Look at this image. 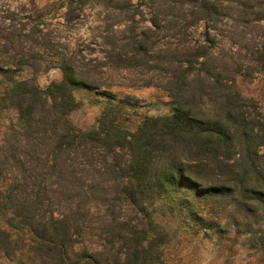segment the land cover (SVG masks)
Wrapping results in <instances>:
<instances>
[{"label":"trees","instance_id":"obj_1","mask_svg":"<svg viewBox=\"0 0 264 264\" xmlns=\"http://www.w3.org/2000/svg\"><path fill=\"white\" fill-rule=\"evenodd\" d=\"M91 1L64 0L66 15ZM97 1L122 18L103 37L101 57L88 61L92 68L79 56L59 57L63 79L45 89L13 76L25 64L36 76L41 55L11 48L13 18L0 16V73L11 75L0 102L18 119L0 150V178L10 179L0 200L7 226L0 257L27 248L31 264H154L155 237L145 226L126 233L112 220L100 230V247L87 241L92 205L108 206L110 191L132 204L224 200L232 217L260 226L264 245V101L241 89L242 78L264 72V38L247 39L248 27L264 22V0ZM37 28L28 37L36 40ZM241 34L246 47L235 49ZM105 65L145 74L140 86L166 90L173 113L147 117L131 132L120 120L123 102L111 101L97 126L78 128L70 118L74 90L102 87Z\"/></svg>","mask_w":264,"mask_h":264},{"label":"rangeland","instance_id":"obj_2","mask_svg":"<svg viewBox=\"0 0 264 264\" xmlns=\"http://www.w3.org/2000/svg\"><path fill=\"white\" fill-rule=\"evenodd\" d=\"M63 3L64 0H0V16L13 18L11 24L15 27L13 33L16 41L11 48L28 53L35 49L41 55L39 62L42 71L35 76L33 68L25 64L13 74L18 80L35 78L42 89L53 82H61L63 73L59 68V57L64 55L79 56L82 66L92 68L95 63L88 61L101 57L103 37L109 35L110 26L116 20L122 19L97 0L88 2L83 8L76 6L75 13L70 16L66 15L67 7ZM24 26L26 30L20 32ZM35 26H39L36 40L30 35L28 37V32ZM202 31L203 24L197 27L196 39ZM247 33V39L256 38V44H261L264 22L249 26ZM44 34L47 35L46 39ZM235 39L239 41L234 40L236 43L243 41L242 46L238 44L235 49L246 47V38L243 40L242 34ZM84 58L86 62H82ZM98 71L103 77L102 87L74 90L78 107L70 118L78 128L87 130L97 126L111 101L123 102L120 120L131 132L136 131L147 117L173 113L174 104L166 90L157 86H140V81L146 79L145 74L114 71L108 65ZM10 76L0 73V93L10 82ZM241 89L245 96L264 101V72L242 78ZM16 124V112L5 109L0 102V150ZM9 185L10 179L0 178V200ZM55 189L56 184L51 191ZM49 196L55 199L53 193L49 192ZM108 198V206L102 203L92 205V229L87 241H91L94 247L101 245L100 230L114 220L111 223L122 232L140 231L143 226L151 231L155 237V253L159 255L154 264H264L260 226H247L240 214L232 217L228 202L224 200L205 201L189 195L186 203L181 205L174 203L171 198L157 197L139 198L138 204H132L125 198L114 199L112 191L108 193ZM55 208L54 211L59 209L57 204ZM5 222V216L0 214V228H7ZM11 233L14 238H18L17 230ZM24 238L27 240L28 235L25 234ZM32 262V254L27 248L15 257H0V264ZM113 264L117 263L113 260Z\"/></svg>","mask_w":264,"mask_h":264}]
</instances>
